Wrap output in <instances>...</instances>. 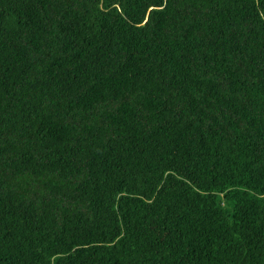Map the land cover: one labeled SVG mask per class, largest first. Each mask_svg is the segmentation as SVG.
Returning a JSON list of instances; mask_svg holds the SVG:
<instances>
[{
  "label": "trees",
  "instance_id": "1",
  "mask_svg": "<svg viewBox=\"0 0 264 264\" xmlns=\"http://www.w3.org/2000/svg\"><path fill=\"white\" fill-rule=\"evenodd\" d=\"M0 264H264V0H0Z\"/></svg>",
  "mask_w": 264,
  "mask_h": 264
}]
</instances>
